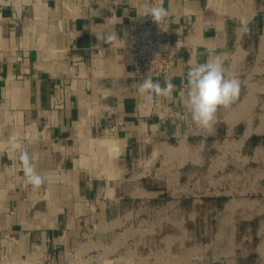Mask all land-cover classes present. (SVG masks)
I'll return each instance as SVG.
<instances>
[{
    "label": "crops",
    "instance_id": "0c3cea01",
    "mask_svg": "<svg viewBox=\"0 0 264 264\" xmlns=\"http://www.w3.org/2000/svg\"><path fill=\"white\" fill-rule=\"evenodd\" d=\"M146 2L170 14L176 53L174 74L153 80L176 87L153 100L127 48ZM112 30L119 41L99 39ZM0 48V264H83L99 231L134 216L183 227L166 240L199 241L190 264H264V0H0ZM215 56L240 91L202 127L184 86ZM12 134L39 188L24 186Z\"/></svg>",
    "mask_w": 264,
    "mask_h": 264
},
{
    "label": "clouds",
    "instance_id": "9594fccd",
    "mask_svg": "<svg viewBox=\"0 0 264 264\" xmlns=\"http://www.w3.org/2000/svg\"><path fill=\"white\" fill-rule=\"evenodd\" d=\"M139 15L151 16L159 24L167 16V12L162 5L146 2L144 12ZM240 31L242 33L249 31L246 19L240 20ZM99 39L110 44L119 41L120 34L112 30L102 33ZM175 87L170 79L165 80L164 85L161 86L159 82L145 77L137 91L146 96L148 100H153L156 96H171ZM184 87L186 89L183 100L185 109L196 125L207 127L213 121L218 108L230 106L237 98L240 82L236 77L226 75L223 60L219 56H215L214 59L191 67L187 72ZM7 139L9 148L18 152L22 162L24 186H32L33 189L39 188L44 182V178L36 171L33 158L25 148L23 141L15 134L9 135Z\"/></svg>",
    "mask_w": 264,
    "mask_h": 264
},
{
    "label": "rangeland",
    "instance_id": "374dc122",
    "mask_svg": "<svg viewBox=\"0 0 264 264\" xmlns=\"http://www.w3.org/2000/svg\"><path fill=\"white\" fill-rule=\"evenodd\" d=\"M194 182L193 178L191 186ZM195 194L193 192L191 195L199 199V195ZM166 212L165 209L156 211V216L152 213L150 217H164ZM180 215L181 213L177 212V218H180ZM132 220L136 222V216ZM132 220L128 225L108 227L99 231L94 246L84 256L83 264H185L184 256L189 261L187 264H190L200 257L199 241L192 239L174 243L172 240H166L168 233L178 235L183 227L181 229L179 226H161L158 231L152 232L153 226L132 224ZM189 228V232L196 235L203 227L198 224ZM216 228L205 227L203 233L211 237L217 232ZM171 244L172 248L176 244L173 252H169Z\"/></svg>",
    "mask_w": 264,
    "mask_h": 264
},
{
    "label": "built area",
    "instance_id": "2783aa9c",
    "mask_svg": "<svg viewBox=\"0 0 264 264\" xmlns=\"http://www.w3.org/2000/svg\"><path fill=\"white\" fill-rule=\"evenodd\" d=\"M171 32V17L168 13L159 24L151 16L131 17L127 48L133 77H150L155 81L174 74L176 53Z\"/></svg>",
    "mask_w": 264,
    "mask_h": 264
}]
</instances>
